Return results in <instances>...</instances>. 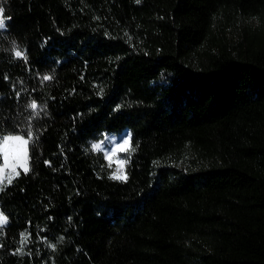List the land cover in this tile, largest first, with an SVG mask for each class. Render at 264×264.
<instances>
[{"label":"trees","instance_id":"obj_1","mask_svg":"<svg viewBox=\"0 0 264 264\" xmlns=\"http://www.w3.org/2000/svg\"><path fill=\"white\" fill-rule=\"evenodd\" d=\"M0 7V136L40 106L0 264H264V0ZM122 131L125 181L91 149Z\"/></svg>","mask_w":264,"mask_h":264},{"label":"snow or ice","instance_id":"obj_2","mask_svg":"<svg viewBox=\"0 0 264 264\" xmlns=\"http://www.w3.org/2000/svg\"><path fill=\"white\" fill-rule=\"evenodd\" d=\"M136 2L139 3L140 0H136ZM4 11V8L0 7V31L6 30V18L4 15ZM8 19H10V17ZM9 51L13 54L14 58H25V54L21 50H19L18 45L15 41L11 42V48L9 49ZM52 78V76L45 74L42 77V80L48 81ZM102 92L103 89L101 88L98 95L102 94ZM26 106L28 110H31V118L28 120V139H24V137L21 135H4L0 137V157H2L3 159V164L0 165V191L4 190L5 184H11L13 178L20 174L19 172H17V168H21L24 174H28V172L30 171L27 145L30 141L33 140L34 134L31 129V120L39 115L40 106H38L35 101H31ZM118 107L119 106H117V108ZM100 148V143H91V149L93 151L99 150ZM129 150L131 152L135 151V148L131 146V133L127 134V137L123 139L122 144H118L116 148L112 150V154H106L104 158L108 161H111L112 155H114L117 151L128 152ZM45 163H47V161ZM126 163V159L118 160L117 164L119 165V167L109 178L119 181H125L126 175L124 172V165ZM7 223L8 217L0 212V226H4ZM0 230H2V228H0ZM20 237L21 248L17 249L18 253L22 252L23 245L28 239L24 232L20 233ZM50 247H54V245H50Z\"/></svg>","mask_w":264,"mask_h":264},{"label":"rangeland","instance_id":"obj_3","mask_svg":"<svg viewBox=\"0 0 264 264\" xmlns=\"http://www.w3.org/2000/svg\"><path fill=\"white\" fill-rule=\"evenodd\" d=\"M246 21L250 22V20H246ZM241 23H242V21H238L237 23L230 25L228 27V30L226 31V36L228 38H230V39H232V38L236 39V38L240 37V26H241ZM127 134L128 133L125 132V131H122L120 134H117V135L105 134L103 136V138L98 141V143L101 144L100 150L103 152L104 157H105L106 154H112V151H111V148L113 146L112 140L114 138L120 137L119 139L122 141L123 138L127 137ZM5 135H20V134H5ZM2 136H4V135H2ZM2 136H0V137H2ZM21 136H23V135H21ZM24 139H27V138L24 137ZM27 147H28V145H27ZM122 153L123 152L117 151L114 155H112V160L109 161L111 163V168H112L114 173H115L116 169L119 167V165L117 164V161L120 160V159H124L123 158L124 156L122 155ZM2 164H3V159H2V157H0V165H2ZM19 169H21V168H17V171ZM0 212H2V211L0 210Z\"/></svg>","mask_w":264,"mask_h":264},{"label":"bare ground","instance_id":"obj_4","mask_svg":"<svg viewBox=\"0 0 264 264\" xmlns=\"http://www.w3.org/2000/svg\"><path fill=\"white\" fill-rule=\"evenodd\" d=\"M125 137H126V136H125ZM119 138H120V137H118V138H114V139L112 140V144H113V146H112V148H111V151H112L114 148H116V146H117L118 144H122L123 140L121 141ZM123 139H124V138H123Z\"/></svg>","mask_w":264,"mask_h":264},{"label":"clouds","instance_id":"obj_5","mask_svg":"<svg viewBox=\"0 0 264 264\" xmlns=\"http://www.w3.org/2000/svg\"><path fill=\"white\" fill-rule=\"evenodd\" d=\"M26 110H27V106H26Z\"/></svg>","mask_w":264,"mask_h":264}]
</instances>
